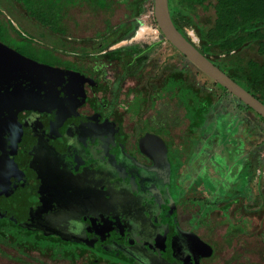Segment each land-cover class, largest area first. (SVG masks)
<instances>
[{"label": "flooded vegetation", "instance_id": "obj_1", "mask_svg": "<svg viewBox=\"0 0 264 264\" xmlns=\"http://www.w3.org/2000/svg\"><path fill=\"white\" fill-rule=\"evenodd\" d=\"M113 1L105 0V9L111 8ZM99 10L104 9L85 0H0V188L1 180L13 181L15 186L21 185L16 190L23 196H48L64 180L60 162L39 165L54 161L49 157L60 154L69 164V156L82 153L98 164L93 173L111 178L136 169L133 160L145 168L154 166L162 157L164 145L170 167L165 187L180 232L167 227L161 215L153 214L154 209L143 200L146 195H137L142 207L135 209L138 218L131 223L139 221L151 232L169 264H264V259H255L247 251L235 252L222 246L212 230L221 223L226 225L224 238L255 233L264 241L259 145L248 135L251 137L244 154L240 111L235 109L237 119L228 124L229 113L235 110L226 112L219 105L206 114L200 127L193 131L187 127L181 137L176 132L179 124L165 130L162 120L153 117L164 111L165 102L179 117L178 97L169 94L164 98L162 87L167 75L179 71L168 73L155 88L149 89L147 82L144 85L141 63L153 43L139 46L132 42L133 37L125 40L134 24L127 8L121 23L106 24L104 30H94L93 35L74 36L81 26L77 15ZM91 21L94 25L93 17ZM174 98L176 102H171ZM208 98L207 94L203 96L206 101ZM136 108L141 112L137 114ZM238 108L260 118L241 104ZM184 153L189 164L183 163L184 169L178 172ZM230 171L234 172L232 179L227 176ZM203 172L211 173L207 182L200 178ZM210 187L214 190L211 194ZM147 189L155 190L156 184L151 183ZM225 193H236V197L225 200L221 198ZM1 201L0 264H92L98 259L96 264H116V260L132 264L24 226L3 214L6 211ZM114 203L123 215L122 204ZM202 227L206 232L199 231ZM169 244L174 251L167 249ZM72 252L77 255L75 260L61 256Z\"/></svg>", "mask_w": 264, "mask_h": 264}, {"label": "water", "instance_id": "obj_2", "mask_svg": "<svg viewBox=\"0 0 264 264\" xmlns=\"http://www.w3.org/2000/svg\"><path fill=\"white\" fill-rule=\"evenodd\" d=\"M152 15L162 38L264 119V103L228 76L176 28L169 0H153ZM162 146V157L154 166L145 168L133 160L136 169H130L126 175L113 174L111 178L102 173H93L98 164L89 161L82 153L79 156H69V164L60 154L49 157L54 161L49 159L39 165L45 167L53 162H60V167L64 165V180L59 181L62 185L55 188L54 193L50 191L48 196L37 197L33 193L23 196L16 190L21 185L16 187L13 181L1 180L3 186L0 188V200L4 202L1 201L6 211L3 214L20 221L24 226L85 244L132 264H169L163 259L165 257L160 251L158 240L151 232L139 221L131 223L138 218L135 209L141 200L137 195H146L147 199L143 200L154 209L153 214L161 215L166 220L167 227L180 232L173 202L165 187L170 167L166 148ZM86 167L88 168L84 169ZM151 183L156 184V189L149 192L147 187ZM119 189L120 193H126L125 196L119 193ZM62 191L63 196L60 195ZM57 192L59 195L55 194ZM114 202L122 204L123 215L118 212V206ZM167 249L174 251V246L169 244Z\"/></svg>", "mask_w": 264, "mask_h": 264}, {"label": "rangeland", "instance_id": "obj_3", "mask_svg": "<svg viewBox=\"0 0 264 264\" xmlns=\"http://www.w3.org/2000/svg\"><path fill=\"white\" fill-rule=\"evenodd\" d=\"M125 13H126V5L124 0H114L112 3V7L109 9H104V10H99L97 13L90 14L85 12H81L79 15H77L78 19L81 21V26L79 27V30H75L74 36H82V35H93L95 34V31H102L104 30L106 24H119L125 19ZM95 16V18H94ZM152 16V9L149 7L143 15H141L139 18L134 20V27L131 28V30L137 26V28H150L149 31H143L142 34L139 35L137 38H133V43H137L139 46L143 44H148V43H153V48L149 53L147 54L148 57L142 61L141 67L144 71V76L142 78V82L144 85L147 82V86L150 89L151 87L155 88V86L170 72L172 71H179L183 72L187 75L189 83L199 89V92L202 96L207 94L209 97L207 99V102L211 103L212 106L207 112V114L217 106L221 105L225 111L231 112V110L238 109L240 111L241 117L243 119L240 120V126L242 132L240 133V137H242L246 143L244 146V154L247 152L248 144L247 140L249 137H253L254 140L258 143L259 145V153L257 156L260 157V179L263 180V171H264V120L261 118H258L260 123L257 124V117L251 113L247 109H240V104L243 105L242 103L239 102L238 98L233 96L232 94L228 93L225 89H223L220 85H217V83L211 79L209 76H207L204 72L199 70L195 65H193L191 62H189L183 55L179 53V51L173 48V46L166 41L164 38L161 37L160 31L158 28H156L151 20ZM194 15L190 14H181L177 15L175 17L176 21L178 24L183 28L184 30V35L186 38L190 41H192L200 51L203 53H206L208 49L212 46L210 42L204 40L202 36L200 35L199 32V26L198 23H205L206 21H211L213 18V9L208 8V9H203V8H198L195 11V18L194 21L193 17ZM91 17H93L95 24L92 25L93 23L91 21ZM91 24V26L89 25ZM262 25V24H258ZM94 27V28H92ZM119 27V26H118ZM144 29V28H143ZM95 30V31H94ZM126 35L125 40H129V36L133 33L131 31ZM97 34V33H96ZM159 40V41H158ZM258 47L256 46L255 43H248L246 44L243 49L241 50L240 54L244 58H250L256 61L264 62V53H258ZM96 51V50H94ZM117 50L115 49L113 52L117 54ZM119 53V52H118ZM210 57L215 59L214 54H210ZM166 98V94L163 96ZM171 102L175 101L176 98L170 99ZM158 104V103H157ZM244 106V105H243ZM157 107V106H156ZM213 108V109H212ZM179 111V125L178 128H176L177 132V137L178 135L183 136L184 133L188 130L186 128L188 127V120L184 116V109L180 108ZM212 116L216 118L215 113L211 112ZM237 111H233V114H230V117L228 119V124H232L236 121V115ZM254 120L255 123H254ZM257 124V125H256ZM254 130V131H253ZM253 131L252 133H250ZM251 136H248L250 135ZM215 137L213 136L212 141H215ZM216 142H214L215 144ZM217 144V143H216ZM213 150L215 149L214 146L212 145ZM233 156L229 157V163L231 162V158L233 160ZM181 163L178 165L177 169L178 172H181L184 168L181 167L183 166V163L185 165L189 164V158L187 154H183V157L181 158ZM234 170V167L232 168V171ZM230 171L227 173L228 179H232L233 173ZM211 176V173L208 172L201 173L200 178L202 179L203 182H207V179ZM185 178V177H184ZM252 177H251V182H252ZM262 183V181H261ZM214 190L212 187L209 188V194H211ZM234 193V191H233ZM217 194L214 195L213 198H216ZM221 197V196H220ZM234 197H236V193H228V194H223V199L225 200H231ZM212 198V199H213ZM193 215H196L195 212H193ZM204 215V213H203ZM204 228V229H203ZM206 227H202L199 229V231L206 232ZM213 236L215 237V240L217 242L222 243V246L225 247H231L230 251L233 249L235 252H245L249 253V255H253L255 259L263 260L264 259V241H261L258 237H256V234H245V235H240V234H234L229 236V238H224L225 236V230H226V225L221 224L217 225L212 229ZM260 250L257 252L258 248ZM64 264V263H63Z\"/></svg>", "mask_w": 264, "mask_h": 264}, {"label": "trees", "instance_id": "obj_4", "mask_svg": "<svg viewBox=\"0 0 264 264\" xmlns=\"http://www.w3.org/2000/svg\"><path fill=\"white\" fill-rule=\"evenodd\" d=\"M85 1L94 3L99 9H105L107 6L105 0ZM124 1L134 20L153 6V0ZM169 7L176 28L183 35L185 34L184 30L175 19L177 15H194L192 16V21H194L195 11L198 8L208 9L211 7L213 9L211 21L198 23L200 35L212 45L204 54L228 76L264 103V62L246 59L240 54L243 47L248 43H255L258 47V53H264V0H169ZM151 20L154 26L158 28L153 15ZM258 24L262 25L258 26ZM132 26L133 24L130 29ZM209 53L214 54L215 59L211 58ZM217 85L219 84L217 83ZM162 87L166 95L174 94L178 97V107L184 109V116L189 121L188 130L193 131L200 127L212 104L204 100L199 89L189 83L187 75L182 71L170 73L165 77ZM239 102L252 110L241 100ZM135 112L138 114L141 110L136 108ZM173 112L170 104L165 102L164 111L159 112V116H155L153 119L162 120L166 130L179 124L180 117L174 116ZM60 245L58 243V246ZM61 256H67L74 260L77 258L74 252ZM55 257L56 253L54 252ZM106 258L109 257L106 256ZM97 261L100 260H95L92 264H96ZM116 262V264L122 263L119 260Z\"/></svg>", "mask_w": 264, "mask_h": 264}, {"label": "bare ground", "instance_id": "obj_5", "mask_svg": "<svg viewBox=\"0 0 264 264\" xmlns=\"http://www.w3.org/2000/svg\"><path fill=\"white\" fill-rule=\"evenodd\" d=\"M144 28V29H143ZM150 30V28H145V27H142V28H137L130 36H129V38H131V37H137L138 35H140V34H142L143 33V31H149Z\"/></svg>", "mask_w": 264, "mask_h": 264}, {"label": "built area", "instance_id": "obj_6", "mask_svg": "<svg viewBox=\"0 0 264 264\" xmlns=\"http://www.w3.org/2000/svg\"><path fill=\"white\" fill-rule=\"evenodd\" d=\"M152 9V8H151Z\"/></svg>", "mask_w": 264, "mask_h": 264}]
</instances>
